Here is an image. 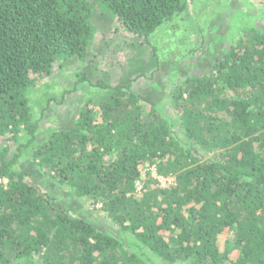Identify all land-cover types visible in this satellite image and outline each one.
Masks as SVG:
<instances>
[{
    "label": "trees",
    "instance_id": "1",
    "mask_svg": "<svg viewBox=\"0 0 264 264\" xmlns=\"http://www.w3.org/2000/svg\"><path fill=\"white\" fill-rule=\"evenodd\" d=\"M203 1L0 0V264H264V11L253 26L234 12L245 26L229 28L224 54L166 101L142 97L136 77L98 81L99 98L37 138L29 92L54 68L110 47L111 32L159 58L152 36L184 33L186 15L199 26ZM39 96L43 112L51 97L41 85ZM28 158L75 200L99 203L106 228L57 202L20 168ZM146 164L172 185L142 179Z\"/></svg>",
    "mask_w": 264,
    "mask_h": 264
},
{
    "label": "rangeland",
    "instance_id": "2",
    "mask_svg": "<svg viewBox=\"0 0 264 264\" xmlns=\"http://www.w3.org/2000/svg\"><path fill=\"white\" fill-rule=\"evenodd\" d=\"M197 8L199 26L194 22L196 27H190V18L186 15L180 21L185 24L184 33L174 38L173 33L160 31L152 36L153 44L160 50L159 58L153 53V48L139 38L121 35L124 32L110 34V27H106V30L102 31L112 36L108 39L111 41L110 47L102 40L94 51H90V55L84 61L71 59L62 66L54 68L53 72L43 79V83L38 82L29 92L34 116L39 118L41 130L37 134L38 141L46 137L47 127L61 128L72 123L86 98L90 97L93 100L99 98V93L94 92L92 87L98 81L107 84L127 83L128 80L136 77L133 89L142 97L154 103L166 101L177 82L186 76L208 73L212 62L224 54L229 44L226 40L229 28L233 31L238 24L245 26L244 16H234V12L244 10L246 14L253 15L248 18L250 26H253L255 16L264 11V0H204ZM104 24L110 26L112 22L105 21ZM176 24L170 22L164 27L168 31L176 28L179 30ZM80 74L86 79L77 81ZM47 83L51 85L48 86ZM40 85L48 92L46 98L51 97L43 112L42 103L38 104V100H41ZM167 112L169 110H166ZM20 168L37 183L49 189L57 202L67 205L71 214L78 209V215H83L93 222L97 221V215L103 216L97 210L100 208L99 203L92 208L87 202L75 200L69 189L50 181L31 159L22 161ZM146 173L155 179L159 187L167 188L172 185L173 177L164 178L158 174L154 176L155 165L146 164L143 167L142 179L145 178ZM103 217L99 221L100 227L105 229L107 225L104 223L107 221Z\"/></svg>",
    "mask_w": 264,
    "mask_h": 264
},
{
    "label": "built area",
    "instance_id": "3",
    "mask_svg": "<svg viewBox=\"0 0 264 264\" xmlns=\"http://www.w3.org/2000/svg\"><path fill=\"white\" fill-rule=\"evenodd\" d=\"M156 174H157V172L155 171V177H156ZM164 178H168V177H164ZM142 188V182L140 181V180H137L136 182H135V189H136V191H140V189Z\"/></svg>",
    "mask_w": 264,
    "mask_h": 264
}]
</instances>
